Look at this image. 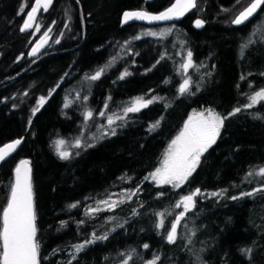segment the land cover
I'll return each mask as SVG.
<instances>
[{"label":"trees","instance_id":"trees-1","mask_svg":"<svg viewBox=\"0 0 264 264\" xmlns=\"http://www.w3.org/2000/svg\"><path fill=\"white\" fill-rule=\"evenodd\" d=\"M23 1H0V147L22 141L0 162V209L17 164L28 159L41 264H120L128 254L129 264H144L156 255L158 264H264V193L229 198L261 186L259 177L251 183L243 178L264 165V102L244 105L247 96L264 88V6L236 25L233 14L224 11L239 0H197L183 17L151 26L125 23L123 14H158L175 0H53L39 15L42 29L53 28L52 45L30 56L35 36L31 29L21 30ZM26 2L29 8L34 0ZM198 17L205 21L201 29L193 26ZM166 27L165 36H140ZM57 37L60 42L53 44ZM188 51L195 65L187 72L194 94L181 95L185 74L180 66ZM110 62L99 80L84 79ZM124 70L131 75L119 79ZM27 89V103L15 106L12 97ZM139 96L161 99L117 121L115 135L95 137L92 147L82 145L69 159L59 157L55 140L76 138L87 111L94 113L93 129L105 119L98 115L105 104L106 115L122 114ZM40 97L46 103L33 115ZM238 107L241 111L230 115ZM204 108L226 119L192 176L179 188L145 179L191 110ZM157 121L159 127L150 130ZM197 188L205 193L181 222L176 243H168L165 233L181 211L174 205ZM134 189L139 191L114 210L85 214L96 201ZM221 190L226 194L211 195ZM76 202L78 207H69ZM166 210L171 214L158 228L154 213ZM93 232L108 238L75 253L72 246ZM249 248L250 258L242 251Z\"/></svg>","mask_w":264,"mask_h":264},{"label":"snow or ice","instance_id":"snow-or-ice-1","mask_svg":"<svg viewBox=\"0 0 264 264\" xmlns=\"http://www.w3.org/2000/svg\"><path fill=\"white\" fill-rule=\"evenodd\" d=\"M53 3V0H34V6L27 13V19L23 23L22 31L31 29L35 23L38 11L43 9L47 11L49 6ZM264 5V0H252V2L245 7L232 21L236 25H240L252 17L261 6ZM197 7V0H175V2L168 7L165 11L159 14H151L147 11H127L123 14L124 22L127 23L131 20H146V21H163L179 19L183 17L187 12ZM20 13H23V8L20 9ZM204 25L203 20H196L195 26L202 27ZM36 31H39V25H36ZM51 29H48L50 32ZM148 35L156 36L157 33L149 32ZM140 36H136L133 39H140ZM48 33L45 32L40 43L33 49L32 55H36L38 50L42 48L48 42ZM59 43V40L55 41ZM252 43L249 40V44ZM243 45L242 47H247ZM115 60V58H113ZM105 65L95 71L91 76H86V79L91 81L99 80L104 75L106 69L111 65ZM181 69L186 74L188 69L195 67L192 52L188 51L186 60L181 64ZM131 75L127 70L119 76V79ZM191 77H186L179 87V93L181 95L185 93H191L192 88ZM77 99L79 96L77 95ZM86 99V98H85ZM109 99H111L109 97ZM160 97H151L145 99L143 96L135 97L127 106L123 107L122 114L112 113L106 115L108 105L105 104L104 110L99 112V117L106 118V125H99L98 130L101 131V138L104 136L115 135V128L112 126L117 121L125 120L129 113H137L142 109L147 108L149 105L159 101ZM248 103L244 105L245 108H252L258 103L264 102V88H261L254 92V94L247 96ZM46 103L45 97H40L38 101V107L33 109V115L39 111L40 107ZM71 101L66 102L64 107L70 106ZM241 111V108H236L230 115H235ZM86 120H93L94 113L89 110L85 114ZM226 117L221 116L211 109L205 111L193 112L184 124L183 129L171 141L167 151L164 154V159L161 163V167L157 168L154 172L149 174V177L145 179H151L158 185H172L179 188L187 182L190 176L195 172L198 167L203 154L216 143L217 138L220 135V130L224 125ZM159 121L152 124L150 130H154L159 127ZM108 129V130H104ZM21 140L17 139L12 143H8L3 147H0V162L4 161L17 147L21 144ZM66 141L63 139L56 140L54 142L56 152L61 159H69L71 152L64 150ZM75 147H81L82 142L80 139L75 141ZM88 147L93 145L88 144ZM78 154V153H77ZM259 177L261 180V186L253 188L251 191L241 192L238 196L229 197L232 200L242 199L244 197H253L258 193H264V165L250 169L246 176L243 178L244 182L251 183L250 178ZM123 179V178H122ZM139 189H136L138 192ZM227 190H221L219 192L211 193L212 196L221 197L226 194ZM128 198L131 195H135V192L127 194ZM160 195H163L161 193ZM201 190L199 188L190 192L187 195H183L181 199L174 205L175 208H181L173 221L170 223L169 229L165 233V239L168 243L174 244L178 238V229L181 227V222L185 219L187 213L193 210L196 206V198L201 196ZM123 200H113L111 196L108 199L96 201V207L89 206L85 210V214L93 216L100 211H112L122 203ZM79 206V202L71 204L70 208H76ZM167 210L165 212L154 213L159 217L157 223L158 228L164 227V221ZM171 214V213H167ZM36 210L34 202V193L32 187V176L30 161L21 160L15 169V179L10 187L9 196L6 202V206L0 209V264H41L40 257V245L37 242V225H36ZM83 223V221H81ZM122 227V225H121ZM115 231V229H113ZM195 235V233H192ZM107 235L97 236L94 232L90 234V238L85 239L82 243L73 245L75 253L81 252L88 245L95 243L97 240H106ZM191 241L189 240V243ZM144 248H148L147 244L143 245ZM246 255L251 257V249L242 250ZM122 256L124 254H121ZM75 259V255L72 256ZM160 257L154 256L151 261H147L146 264H158ZM132 260V255L128 254L120 264H129ZM71 264V260L67 262Z\"/></svg>","mask_w":264,"mask_h":264},{"label":"rangeland","instance_id":"rangeland-1","mask_svg":"<svg viewBox=\"0 0 264 264\" xmlns=\"http://www.w3.org/2000/svg\"><path fill=\"white\" fill-rule=\"evenodd\" d=\"M252 2V0H239L237 3H235V5L229 10H225V9H223V10H225L224 12H226V14H229L230 16L233 14V20L236 18V16L245 8V7H247L250 3ZM33 4L28 8V6H27V2H26V0H24L23 2H22V5L20 6V8H19V14H21L20 13V9L21 8H23V15H24V21L27 19V13L31 10V8L34 6V2H32ZM50 7V6H49ZM49 9V8H48ZM137 11H140V10H137ZM42 12H45L43 9H41L40 11H38V13H37V16H36V20H35V23H34V25H33V27L31 28V30H32V35L33 36H35V40H34V42L32 43V45H31V47H30V49H29V55L31 56V52H32V50L34 49V48H36V46H37V44L38 43H40V41H41V39H42V37L44 36V33L45 32H47L48 33V37H49V39H48V42H47V45H50L52 42V38H53V28L52 27H49L50 29H51V31L50 32H48V29L49 28H47V29H42L43 27V24L41 23V21H40V19H39V15L42 13ZM187 14V13H186ZM24 21H23V23H24ZM123 21H124V19H123ZM22 23V24H23ZM36 25H39V31H36L35 29H36ZM149 32H155V33H157V35H156V37L157 36H165V35H167L168 34V32H169V29L166 27V28H164V29H160V30H153V29H147L146 31H144L143 33H141L140 34V36H151V35H148V33ZM56 40H60V37H57L56 39H55V41ZM53 42V44H57L56 42ZM46 45V44H45ZM44 45V46H45ZM52 45V44H51ZM186 58V57H185ZM105 66V65H104ZM103 66V67H104ZM107 70V69H106ZM189 70V69H188ZM188 72V71H187ZM185 74V73H184ZM91 75H93V74H90V75H85L84 76V79L86 80V76H91ZM186 77H189L188 75H187V73L185 74V78ZM185 78H183V79H185ZM184 81V80H183ZM183 83V82H182ZM28 93H29V90L27 89V90H25V91H23L21 94H19V95H14V97H12V99L11 100H13V102H14V105L15 106H17L18 104L20 105H23V104H25V103H27V101H28V99H29V95H28ZM145 99H148V98H145ZM38 101H39V99L37 100V102H36V105L33 107V109H35V108H37V106H38ZM84 101H86V99H84ZM12 102V101H11ZM32 109V110H33ZM207 109H211V108H204V109H200V110H191V113L189 114V117L193 114V112H200V111H205V110H207ZM211 110H213V109H211ZM213 111H215V110H213ZM216 112V111H215ZM217 113V112H216ZM188 117V118H189ZM187 120L188 119H186V121H185V123L187 122ZM184 123V124H185ZM91 123L89 122V120H86L85 119V117H84V122H83V124H82V129H81V133L76 137V138H74V139H72L71 141L70 140H68V139H65V138H58V139H56V140H59V139H63V140H65L66 141V143H65V147H64V150H66V151H69V152H72V151H74V150H76V149H78L79 147H75L74 145H75V141L77 140V139H80L81 140V142H82V145L83 146H86V145H88V144H92L93 142H95V141H93L94 140V138L95 137H101V131L102 130H98V128H99V125H106L107 124V121H106V118L105 119H102V120H100V122H98V126H96V127H94L93 129H91V125H90ZM184 126V125H183ZM183 126H182V128L180 129V131L183 129ZM104 130H108V129H104ZM109 131V133H110V130H108ZM180 131L172 138V140L173 139H175L176 138V136L180 133ZM97 135V136H96ZM55 140V141H56ZM171 140V141H172ZM171 141H169V143H168V145H167V147L165 148V150L163 151V154H162V158H161V161H160V163H159V165L153 170V172L157 169V168H159V167H161V163H162V161H163V159H164V154H165V152L167 151V149H168V146H169V144L171 143ZM54 149H55V144H54ZM55 151H56V149H55ZM23 160H28V159H23ZM29 161V160H28ZM19 164V163H18ZM18 164H17V166H18ZM150 173H152V171L150 172ZM150 173H148V175H147V177H149V174ZM14 179H15V173H14ZM147 180H149V181H152L150 178L149 179H147ZM13 181V183H14V180H12ZM152 182H154V181H152ZM155 184H157L156 182H154ZM32 187H33V184H32ZM133 192H135L136 193V189H134V190H125V191H120V192H117L116 194H114V195H112L111 196V198L113 199V200H126V199H128V195L127 194H131V193H133ZM33 193H34V191H33ZM202 193H205V192H202ZM131 197V196H130ZM109 198V197H108ZM108 198H106V199H108ZM123 203V202H122ZM121 204V203H120ZM119 204V205H120ZM97 206V205H96ZM95 206V207H96ZM94 208V207H93ZM181 209V211L183 210L182 209V207L180 208ZM152 259H150V260H148V261H151ZM147 262V261H146ZM146 262H144V264H146Z\"/></svg>","mask_w":264,"mask_h":264},{"label":"water","instance_id":"water-1","mask_svg":"<svg viewBox=\"0 0 264 264\" xmlns=\"http://www.w3.org/2000/svg\"><path fill=\"white\" fill-rule=\"evenodd\" d=\"M1 1V0H0ZM146 1H150V0H146ZM264 5H262L261 6V8L260 9H258L257 10V12L252 16V17H250L248 20H246L244 23H247L248 21H250L251 19H253L257 14H258V12L262 9V7H263ZM135 11V10H134ZM165 11V10H164ZM163 12V11H162ZM159 14V13H158ZM198 19H200V20H203L202 18H200V17H198V18H196L195 20H194V22H193V26L196 28V29H201V28H203L204 26H202V27H196L195 26V21L196 20H198ZM131 21H135V22H139V23H143V24H145V25H160V24H164V23H166V22H168V21H170V20H163V21H146V20H131ZM204 21V20H203ZM244 23H242V24H244ZM204 25H205V21H204ZM44 47V46H43ZM42 47V48H43ZM42 48H40L39 50H38V52L42 49ZM37 52V53H38ZM36 53V54H37ZM35 56V55H34ZM14 142V141H13ZM10 143H12V142H10ZM8 144V143H7ZM4 146V145H3ZM2 146V147H3Z\"/></svg>","mask_w":264,"mask_h":264}]
</instances>
